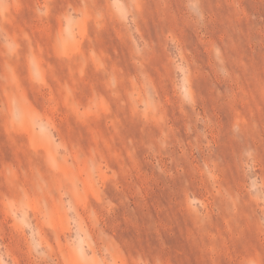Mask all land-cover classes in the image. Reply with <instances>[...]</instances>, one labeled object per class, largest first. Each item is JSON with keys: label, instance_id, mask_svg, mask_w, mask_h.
Segmentation results:
<instances>
[{"label": "rangeland", "instance_id": "obj_1", "mask_svg": "<svg viewBox=\"0 0 264 264\" xmlns=\"http://www.w3.org/2000/svg\"><path fill=\"white\" fill-rule=\"evenodd\" d=\"M0 264H264V0H0Z\"/></svg>", "mask_w": 264, "mask_h": 264}]
</instances>
